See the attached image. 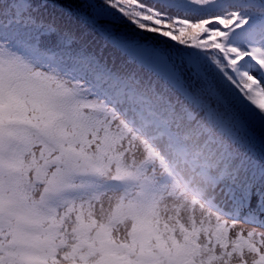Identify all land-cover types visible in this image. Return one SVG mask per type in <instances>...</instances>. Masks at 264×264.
<instances>
[{
  "label": "snow or ice",
  "instance_id": "1",
  "mask_svg": "<svg viewBox=\"0 0 264 264\" xmlns=\"http://www.w3.org/2000/svg\"><path fill=\"white\" fill-rule=\"evenodd\" d=\"M16 7L0 32V264H264L248 155L264 142V0H81L77 18L161 91L72 49L33 14L48 0Z\"/></svg>",
  "mask_w": 264,
  "mask_h": 264
},
{
  "label": "trees",
  "instance_id": "2",
  "mask_svg": "<svg viewBox=\"0 0 264 264\" xmlns=\"http://www.w3.org/2000/svg\"><path fill=\"white\" fill-rule=\"evenodd\" d=\"M28 0H12V4L5 7L3 12H0V32L5 30V24L9 25L8 31H11L16 27L12 22V15L15 12H19L20 9L16 7L17 4L27 3ZM32 5H40L44 0H30ZM81 0H48L49 7L40 8L38 15L44 20H55L58 28L61 31L67 30L72 32L77 41L72 45V49L79 50L83 48L86 54L96 56L102 64H107L109 68L120 74H126L129 72H135L141 79L142 84H155L156 90L161 91L165 86L162 81H157L156 77L147 69L139 68L134 64L127 62V57L124 56L117 49L113 48L110 44H106L103 36L96 32L90 25L82 23L75 15V9L79 5ZM97 3H102V0H96ZM52 3H57L63 6L64 10L60 8L51 7ZM71 7L73 14L69 15L67 9ZM101 24L112 23V26L119 31L124 28V24L113 23L108 20H103ZM151 35V34H149ZM41 40L56 46L57 36L41 37ZM171 94V93H169ZM250 158L257 163L259 167H264V142H262L260 134L257 132L251 141V151L248 153ZM259 181L257 184L259 185Z\"/></svg>",
  "mask_w": 264,
  "mask_h": 264
},
{
  "label": "rangeland",
  "instance_id": "3",
  "mask_svg": "<svg viewBox=\"0 0 264 264\" xmlns=\"http://www.w3.org/2000/svg\"><path fill=\"white\" fill-rule=\"evenodd\" d=\"M240 226H241V227H244L245 225L241 224ZM258 230H259V229H258Z\"/></svg>",
  "mask_w": 264,
  "mask_h": 264
}]
</instances>
